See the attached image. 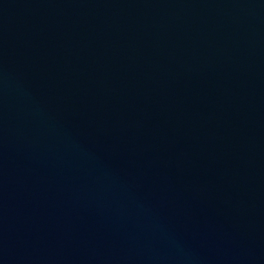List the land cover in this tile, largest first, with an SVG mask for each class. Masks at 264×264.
Segmentation results:
<instances>
[{
	"label": "water",
	"instance_id": "water-1",
	"mask_svg": "<svg viewBox=\"0 0 264 264\" xmlns=\"http://www.w3.org/2000/svg\"><path fill=\"white\" fill-rule=\"evenodd\" d=\"M0 264H264V0H0Z\"/></svg>",
	"mask_w": 264,
	"mask_h": 264
}]
</instances>
